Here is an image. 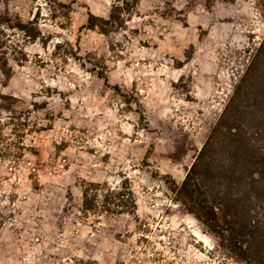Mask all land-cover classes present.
I'll return each mask as SVG.
<instances>
[{"label": "rangeland", "instance_id": "1", "mask_svg": "<svg viewBox=\"0 0 264 264\" xmlns=\"http://www.w3.org/2000/svg\"><path fill=\"white\" fill-rule=\"evenodd\" d=\"M120 3L0 0V264H236L167 180L262 42L264 0ZM84 183L124 208L84 215Z\"/></svg>", "mask_w": 264, "mask_h": 264}, {"label": "trees", "instance_id": "2", "mask_svg": "<svg viewBox=\"0 0 264 264\" xmlns=\"http://www.w3.org/2000/svg\"><path fill=\"white\" fill-rule=\"evenodd\" d=\"M131 2L137 4L121 0L113 12L128 10ZM92 19L89 15L91 26ZM114 21L111 13L106 25ZM0 73L5 76L2 68ZM167 183L174 201L217 239L230 259L264 264V37L184 180ZM100 189L98 184L81 186L84 215L100 208L110 211L109 205L124 208L123 191L101 196Z\"/></svg>", "mask_w": 264, "mask_h": 264}]
</instances>
